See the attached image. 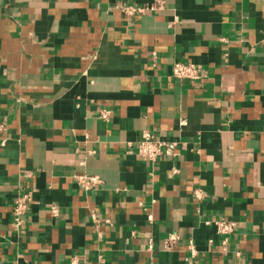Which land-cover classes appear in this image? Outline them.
<instances>
[{
  "label": "crops",
  "instance_id": "0c3cea01",
  "mask_svg": "<svg viewBox=\"0 0 264 264\" xmlns=\"http://www.w3.org/2000/svg\"><path fill=\"white\" fill-rule=\"evenodd\" d=\"M163 2L0 0V264H264V0Z\"/></svg>",
  "mask_w": 264,
  "mask_h": 264
},
{
  "label": "built area",
  "instance_id": "2783aa9c",
  "mask_svg": "<svg viewBox=\"0 0 264 264\" xmlns=\"http://www.w3.org/2000/svg\"><path fill=\"white\" fill-rule=\"evenodd\" d=\"M163 0H153L152 5L147 9L127 8L125 15L128 17L134 14H144L146 10L161 9ZM171 76L178 81H198L200 80V70L190 64L175 63L172 66ZM175 144H162L149 140L147 135L139 142L137 155L148 163H154L160 157L170 158L174 154ZM98 183L96 177L81 179V186L89 188ZM29 197L27 195L17 197L14 200L13 216L16 226L22 224V216L28 211ZM218 234L226 236L233 232L235 225L229 221L219 220L214 222ZM176 240L175 236H169L165 241V246L170 247ZM190 249H192L190 247Z\"/></svg>",
  "mask_w": 264,
  "mask_h": 264
}]
</instances>
